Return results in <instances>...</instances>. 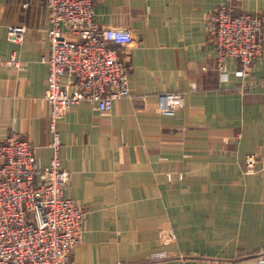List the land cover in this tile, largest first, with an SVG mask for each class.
I'll return each instance as SVG.
<instances>
[{"label":"crops","instance_id":"crops-1","mask_svg":"<svg viewBox=\"0 0 264 264\" xmlns=\"http://www.w3.org/2000/svg\"><path fill=\"white\" fill-rule=\"evenodd\" d=\"M224 3L261 18L263 54L245 76L231 58L215 67L210 16ZM94 10L99 27L133 35L122 55L132 98L108 112L81 102L58 122V160L70 173L63 196L85 211L69 264H256L264 256V0H96ZM9 25L26 27L21 43L6 39ZM48 26L45 0H0V143L10 132L30 141L37 167L52 156L40 61ZM166 92L183 93L175 116L156 109ZM247 154L257 157L252 173ZM154 250L169 257L152 260Z\"/></svg>","mask_w":264,"mask_h":264},{"label":"built area","instance_id":"built-area-1","mask_svg":"<svg viewBox=\"0 0 264 264\" xmlns=\"http://www.w3.org/2000/svg\"><path fill=\"white\" fill-rule=\"evenodd\" d=\"M95 1L45 0L49 47L40 61L48 67L43 98L49 105L52 156L47 165L37 167L30 141L10 132L0 143V264H69L72 250L85 232L84 209L63 196L70 173L58 160V122L65 111L81 102L108 112L115 101L132 98L129 66L122 55L133 35L128 29L99 27ZM25 31L23 25H9L6 39L19 44ZM210 32L218 71L231 58L239 64L234 74L245 76L263 54L262 23L256 14H233V7L224 3L210 16ZM183 101V93H160L156 109L175 116ZM243 164L246 173L254 172L256 155L247 154ZM159 232L162 240L172 237L171 229ZM149 257L163 260L169 255L154 250ZM256 264H264L263 255Z\"/></svg>","mask_w":264,"mask_h":264}]
</instances>
